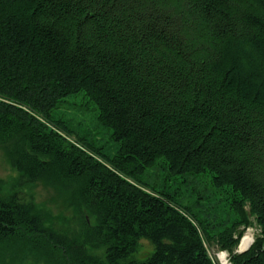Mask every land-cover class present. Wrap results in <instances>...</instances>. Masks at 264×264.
<instances>
[{
	"label": "trees",
	"instance_id": "1",
	"mask_svg": "<svg viewBox=\"0 0 264 264\" xmlns=\"http://www.w3.org/2000/svg\"><path fill=\"white\" fill-rule=\"evenodd\" d=\"M0 152L69 214L0 184V264H264V0H0Z\"/></svg>",
	"mask_w": 264,
	"mask_h": 264
},
{
	"label": "rangeland",
	"instance_id": "2",
	"mask_svg": "<svg viewBox=\"0 0 264 264\" xmlns=\"http://www.w3.org/2000/svg\"><path fill=\"white\" fill-rule=\"evenodd\" d=\"M74 114L77 115V119L83 120L85 123V126L91 129L92 125V113L85 112L83 115H81L80 110H74ZM81 130H84V127L80 128ZM17 182V176L15 172L12 170V168L9 166L7 161L5 160L3 154L0 152V184H1V190L4 195H8L15 191H22L25 193L28 202H32L37 208H42L46 213L49 215L50 219H61L65 220L66 217L69 218V214H67L61 203L55 199V197L52 195V192L43 189L39 186L35 188H24L19 189L16 187ZM87 219V222H89V218L85 217ZM65 223V222H63ZM73 226V224H71ZM242 232V229L239 230ZM258 231L255 228H248L244 230L241 239L239 240L238 245L236 246V249L234 250V254H237L240 250V244L241 240L244 236L250 235L252 237V242L254 241V238ZM208 254L210 258L216 262V264H222V259H224V264H230L229 263V256L228 253L225 251H220L216 246L207 247ZM244 250L240 251L243 252ZM152 253V249L146 244L145 242H141V248L136 256L137 261H144L147 259V257ZM239 254V253H238ZM23 264H31V262H24Z\"/></svg>",
	"mask_w": 264,
	"mask_h": 264
},
{
	"label": "bare ground",
	"instance_id": "3",
	"mask_svg": "<svg viewBox=\"0 0 264 264\" xmlns=\"http://www.w3.org/2000/svg\"><path fill=\"white\" fill-rule=\"evenodd\" d=\"M252 244V237L250 235H246L242 238L241 240V244H240V247H239V250L242 251V250H246L248 249V247ZM222 264H224V259H222Z\"/></svg>",
	"mask_w": 264,
	"mask_h": 264
},
{
	"label": "water",
	"instance_id": "4",
	"mask_svg": "<svg viewBox=\"0 0 264 264\" xmlns=\"http://www.w3.org/2000/svg\"><path fill=\"white\" fill-rule=\"evenodd\" d=\"M252 244H253V242H252ZM252 244H251V245H252ZM251 245H250V246H251ZM250 246L248 247V249L250 248ZM248 249H246V250L243 251V252H240V251H239L238 253H244V252H246Z\"/></svg>",
	"mask_w": 264,
	"mask_h": 264
}]
</instances>
